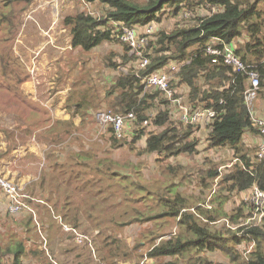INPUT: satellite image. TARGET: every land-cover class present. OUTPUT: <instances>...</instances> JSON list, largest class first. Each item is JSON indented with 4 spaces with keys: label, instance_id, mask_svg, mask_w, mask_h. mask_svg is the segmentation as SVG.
I'll return each instance as SVG.
<instances>
[{
    "label": "trees",
    "instance_id": "obj_1",
    "mask_svg": "<svg viewBox=\"0 0 264 264\" xmlns=\"http://www.w3.org/2000/svg\"><path fill=\"white\" fill-rule=\"evenodd\" d=\"M86 1L93 5L95 0ZM97 1L101 5L107 4V10L105 9L103 14L105 18L100 20L92 10L81 11L73 16L69 23L72 46L77 48L81 55L107 42L121 47L112 48L105 55L104 66L100 69V74L97 72L99 81L104 84L98 85L99 81L96 82L90 71L86 70L89 78L82 79L80 84L74 86L72 112L82 115L100 109H112L120 113L134 110L137 118L126 119L125 137H117L112 127L101 135L110 134L106 139L111 142V147L123 148L129 142H141L142 147L137 153L143 157L132 155L129 161L108 162L105 155L107 151L100 149L95 152L90 147L80 146L79 151L77 150L79 156L74 155L75 160L78 158L76 164L84 168L83 173L79 172L80 178H84L85 184L100 188V193L106 190L105 196L118 186L128 190L131 180L143 189H139L141 193L134 197L135 200H154L152 204L147 203L145 209L139 205L135 206L137 213L118 220L119 224L149 222L160 216L176 218L175 233H172L173 230L164 232L159 228L149 243L148 254L151 257H164L158 264H226V255L234 264H264V215L260 222L245 223L252 217L255 205L244 201L243 193L251 190L254 185L264 190V156L258 155L262 142L258 147L256 144L248 145L245 141L248 131L255 136L264 137L259 126L253 122L250 107L245 99L244 90L249 84V77L246 72H236L222 56L206 51L209 44L223 47L214 37L234 43L235 39L245 35V44L236 48V51L246 64H253L254 68L260 70L261 88H264V20L255 17L256 10L261 12L257 8L260 0H208L210 6L216 5L218 9L213 13L194 17L186 16L183 12L190 9L192 13H197L199 6L204 5L206 0ZM30 2L31 0H0V84L14 93H19V90L24 92L22 83L30 76L23 62L11 54L21 24L19 16ZM164 13L167 16L179 17L178 22L169 29L163 26ZM107 19L141 31L152 22L159 27L151 37L150 44L144 47V54L149 58L145 67L141 68L142 57L130 53V46L121 40L117 27L109 25ZM174 63L177 64L175 69L172 67ZM122 68H128V72ZM103 72H109L110 78L101 76ZM138 72L140 76L137 75ZM156 72H167L170 75V87L175 90V97L182 96L186 103L194 107L214 106L220 111L217 117L207 126L203 123L181 122L174 113L173 102L166 90L157 86L146 90L145 77ZM221 99L223 102H220ZM150 112H154L153 117L147 125H143ZM71 122L58 119L56 125L46 123L49 126L48 131L57 129L53 137L47 138L60 142L67 132L72 133V129L76 128ZM202 135L211 149L228 148L232 149L234 154L229 160L215 162L210 158L211 165L208 169H198L201 184L208 188H214L216 184V187L210 200L212 206L203 205L201 200L194 211L190 208L194 203L187 205L184 198L179 199L171 194L169 187L176 184V177L181 176L182 182L193 179L190 172L193 171L192 165L179 162L176 157L183 153H197L199 145H202ZM17 142L23 143L25 138L10 145L8 152L18 146ZM84 153L93 157L82 156ZM46 154L53 156L54 149H48ZM94 154L97 155L94 157ZM80 157H85L81 158L82 164ZM220 163L223 165V172L219 170ZM64 171L68 170L63 169L62 179H56L58 187L62 186L61 182L66 184ZM103 177L109 181L110 178L117 179V182L110 181L102 185ZM39 192L44 193L42 189ZM120 193L124 191L117 194ZM126 193L131 195L128 191ZM50 194L51 191H45L44 196L49 198ZM240 194L242 197L237 199L236 207L229 210L228 200H235L236 195ZM59 200L58 198L56 201ZM7 202L6 199V205ZM64 202L72 204L73 200ZM231 206L234 205L228 207ZM83 208L84 211L81 212L79 205L74 207L70 222L81 231L88 232L82 228L81 222L83 218L92 220L95 228L103 233L105 247L112 245L117 238L116 233L111 231V223L103 221L100 218L102 215L93 216V206L90 208L83 205ZM6 211V214H11L8 209ZM28 217L33 222V215ZM228 220L233 225H239L232 228L228 225ZM44 227L42 225V231H46ZM169 232L172 234H168ZM163 235L166 236L159 239ZM50 238L49 236V249ZM244 238L255 242L254 249L248 255L241 246ZM140 240L137 243L139 247L142 245ZM147 243L146 241L142 246ZM27 245L28 241L25 244L23 239L17 243H7V248L1 245L0 264H28L26 259L33 258L29 257L30 254L38 256V259L49 257L43 242L33 244L32 247ZM81 245L89 248L90 243L87 241ZM105 253L108 254V259L118 255L113 245L106 247ZM180 255L188 256L185 262L179 261ZM220 255H225V258L220 259ZM49 258L50 264H58ZM78 264L86 262L81 261Z\"/></svg>",
    "mask_w": 264,
    "mask_h": 264
},
{
    "label": "rangeland",
    "instance_id": "obj_2",
    "mask_svg": "<svg viewBox=\"0 0 264 264\" xmlns=\"http://www.w3.org/2000/svg\"><path fill=\"white\" fill-rule=\"evenodd\" d=\"M134 1L143 2L144 0ZM92 4L96 6L92 5V10L99 11L101 9L100 12L93 13H96L100 20L105 18L103 14L107 4L102 3L101 5L97 0L93 1ZM209 6V1L206 0L204 5L199 6L197 13H192V10L186 9L185 11H190V13L187 14L184 11L183 14L194 17L199 14H210L218 9L215 6ZM102 7H104L103 10ZM257 8L261 12L259 13L256 10L255 17L264 20V0L258 2ZM91 9L86 0H31L21 12L19 16L21 24L16 40L13 42L11 54L23 62L26 69L30 72V76L28 80L22 83L21 88L24 92L19 90V93H14V91H9V89L0 84L2 88H0V173H8L6 175L9 177L13 173H17L16 168L13 169L12 163H9L8 166L10 167V171L7 172V169H3L4 164H7L6 157H10L12 154L6 156L3 154V151L5 147L9 148L10 145H13L16 138H19L18 141L25 138V143L23 142L20 145L23 147L18 148L19 151L14 153H26L20 155L19 160L23 161V165H25L23 169L25 171H33V182L28 184V187L35 188L36 194L43 196L45 191H51L52 194L49 197L51 201L57 200V197L62 200L65 199L64 201L75 200V193L73 191H76L79 201L83 202L87 207H94L92 210L93 216L102 215L100 218L103 221L111 223V231L116 233L117 238L112 245L116 248L118 255L108 259L109 257L106 258L108 254L106 255L105 253L106 247L109 248L112 245L105 247L103 233L95 228L92 220L83 218L81 222L83 229L96 233V245L90 244L88 248L65 237L66 234L61 229L60 224L53 218H50V211L44 212V210H41V223L46 229L43 232L48 234L52 239L49 252L61 264H78L81 261H85L86 264H133L142 260H145L146 264H158L164 257H150L147 252L149 243H151L153 235H155L159 228L164 232L175 229L177 224L176 218L173 216H160L149 222H133V225L117 223L118 220H123L136 214L135 206L139 205L145 209L147 203L152 204L154 200L151 198L144 201L142 199L135 200L134 197H137L141 193L139 189L141 191L143 189L139 188V185L134 182L132 183L131 180L129 181L130 186L128 190L123 186H118L114 191L110 190L108 196H105L106 190L100 193V188L98 189L95 185L91 184L85 185L84 178H80L79 172L83 173L84 168L76 164L78 158L70 161V159L73 160V156L70 157V149L73 144L77 145V147H90L95 152H99L100 149L107 151L105 155L108 162H125L129 161L132 155L133 157L139 155L137 151L142 147L141 142H129L123 148H117V146L111 147V142L106 139L110 134H98V121L94 118V112H87L86 116H79L80 118L76 117L75 124L78 126L72 129V133L67 132V135H64V139L60 142H50V139L47 138L53 137L57 131V129L51 132L48 131L49 126L46 125V123H53V125L58 123V119L55 118L56 116H53V112L56 113L58 109L54 108L53 112L51 110V106L54 104V100L51 97H53L54 93L57 100L62 99L67 90L70 92L72 86L74 89V86L80 84L82 79L89 78L86 70L90 71L92 78L98 82L100 76L97 75V72L100 74L99 71L104 66L103 59L105 55L112 48L120 49L121 47L107 42L99 48L84 52L81 55L79 50L71 45L70 19L81 11H90ZM165 16L167 15L164 13L163 26L167 29L173 27L179 20L178 16ZM15 18L17 22L18 16L16 15ZM107 21L109 25L116 26L117 31L121 28V25L113 22L112 19H107ZM246 40L247 37L242 35L239 39L237 38L233 41V45L236 48L241 47L245 44ZM131 54L135 53L131 52ZM122 69L128 72V68ZM101 76L110 78L109 72H103ZM100 83L101 81H99L98 85L104 84ZM60 127L63 128L62 125ZM95 128L96 130H94ZM30 129L32 131H28ZM101 137H103L102 140ZM44 143L46 146H44ZM50 143H52L50 148L56 150L55 153L51 157L45 154V158L43 152L41 159L37 151L40 153V151H43L42 149L46 150L47 148L45 147ZM75 154L79 156L77 151ZM96 155L94 154V157ZM221 155L218 150L208 147L205 136L202 135V145H199L197 153H183L176 157L179 162L192 165L193 171L190 172H192L193 179L190 181L183 180L184 182H182L181 176L174 178L176 184L169 187L171 194L177 196L179 199L184 198L187 205L194 203L192 205L197 206L198 203L195 204V202L198 200L204 201L206 196L205 189L208 187H204L201 184L198 169H208L211 165L210 158L217 162L227 157ZM82 156L92 155L84 153ZM139 157H143V155H139ZM81 158L85 159V157H80L82 164L83 160ZM221 163L219 168L223 167ZM39 166L44 167L41 170L42 172H39ZM66 167L68 170L64 171V182L66 184L58 187L59 183L54 176L59 169L63 173V169ZM49 169L50 171L46 172L45 177H41V174ZM110 181L111 183H115L117 179L110 178ZM110 181L103 177L102 185ZM41 189L44 193L39 192ZM120 191H124V193L117 194ZM126 191L131 195H126ZM86 197L88 200H91V203H87ZM5 200V193L0 187V246L4 245L7 248V243H17L21 239L25 241V244L28 241L27 247H32L34 246L33 244L43 242L42 233L34 221L32 222L29 218L21 216L22 214L20 213L17 216L12 212H10L12 215L6 214L7 205L5 204ZM234 201L231 204L227 203L229 210L236 207L237 199ZM47 204L52 207L48 201ZM64 205L72 207V204ZM229 205L234 206L229 208ZM227 223L231 222L228 220ZM139 239H141L142 245L146 241L148 243L145 246L141 245L139 247L137 245ZM249 241V239L244 238L241 245L246 250L247 255L254 249V243L252 247V243ZM29 257H33L34 259H26L28 264H50L48 260L50 256L38 259V256L30 254ZM179 257V261L182 263L188 258L187 255H180ZM226 257L228 258L226 264H234L227 255ZM219 258H225V255H220Z\"/></svg>",
    "mask_w": 264,
    "mask_h": 264
},
{
    "label": "built area",
    "instance_id": "obj_3",
    "mask_svg": "<svg viewBox=\"0 0 264 264\" xmlns=\"http://www.w3.org/2000/svg\"><path fill=\"white\" fill-rule=\"evenodd\" d=\"M213 6L216 7V5ZM186 13L189 14L190 11H187ZM156 31L157 29L153 24L147 25L144 32L142 33H139L134 27H122L120 36L125 42L130 45L131 52L142 57L141 68L145 67L149 62V58L144 54V47H146L150 43V38ZM214 39L217 42L221 43L223 47L209 44L206 46V51L222 56L225 62L234 67L236 72L247 73L250 81L248 87L245 89V95L248 103L250 104L261 85V72L258 69L254 68L253 64H246L243 61L241 56L236 51V47L233 45V43L227 42L220 37H214ZM172 67L175 69L177 67V64H172ZM137 75L140 76L139 72L137 73ZM145 78L147 80L145 86L146 90H150L151 88L156 86L166 90L168 97L173 102L174 113L177 117H179L181 122H184L186 124L203 123L204 125H209L220 112L214 106L194 107L188 102L186 103L183 100L182 96L175 97V90L170 87V75L167 72H156L153 75ZM220 102H223V99H221ZM153 115L154 112H150L149 117H147L143 121V124L147 125ZM251 117L253 122L257 126H259L261 132L264 134V117L258 116L253 112ZM127 118L136 119L137 113L134 110H130L127 113H120L113 111L112 109H100L96 112V119L98 121L99 127L98 132L103 133L109 130L110 127H112L117 137H124L126 135L125 124ZM258 155L260 157L264 156V140L260 144ZM0 187L5 193V197L8 201L7 209L10 212L21 213L30 211L35 214V217H37L38 212L34 207V203L31 202V200H34V197L27 190L25 185L7 176L6 174L0 173ZM246 200L248 201V203L255 205V211L252 217L247 219L245 223H251L253 221L260 222L264 215V190L258 185H254V187L246 196ZM230 226L233 227L235 225L230 224ZM64 227L67 230L73 231L75 239L78 243L84 244L89 241L90 244H93L92 237L89 234L81 231L79 228L67 223H64ZM253 243L251 245L252 247ZM139 264H144V261L140 262Z\"/></svg>",
    "mask_w": 264,
    "mask_h": 264
},
{
    "label": "crops",
    "instance_id": "obj_4",
    "mask_svg": "<svg viewBox=\"0 0 264 264\" xmlns=\"http://www.w3.org/2000/svg\"><path fill=\"white\" fill-rule=\"evenodd\" d=\"M88 5L90 6V8H91V4H89L88 3ZM98 12H100V10L98 11ZM71 45H72V40H71ZM73 95H74V90H73V86L71 87V89H70V92H69V90H67V92L65 93V96L62 98V99H56L57 97L55 96V93H54V95H53V97H51L53 100H54V104H53V106H51V110H52V112H53V110H54V108L55 109H58L57 110V112L56 113H54L53 112V116H56L55 118H57V119H64V120H67V121H69V120H71L72 122V124L75 126V127H77L78 125H76L75 124V118L76 117H79V116H86V113H83L82 115L80 114V113H73L72 112V110H74V105H73ZM50 98V99H51ZM72 107V108H71ZM50 108V107H49ZM251 110L252 111H254V113H256L258 116H262V117H264V88H261V90L260 91H258L257 92V94L255 95V97L252 99V101H251ZM96 111L97 110H94V118H95V113H96ZM80 118V117H79ZM19 140V138H16V141H18ZM264 140V137L263 136H255V135H253L251 132H247L246 134H245V141L247 142V144L248 145H257L258 147H259V144L262 142ZM50 142H53L52 140H50ZM15 143V142H14ZM18 143V142H17ZM25 143V142H24ZM22 143H18V146H14L9 152H8V149L5 147L4 149V151H3V154L4 155H6V156H9L11 153V155H10V157H6V162H7V164H4V166H3V169H7V172L8 171H10V167H8L9 166V163H12V167H13V169L14 168H16V171H17V173H13L12 175H11V178H13V179H15L16 181H18V182H20V183H22L23 185H25L26 186V188L33 194V195H36V196H40V197H42L41 195H38V194H36V192L35 191H33V190H35V188H30V186L28 187V184H30L31 182H33V178H32V176H33V171H25L24 169H23V167H25V165H23V161L22 160H19V156L20 155H24V154H26V153H22V152H19V153H14V152H17V151H19L18 150V148H21V147H23V146H20ZM51 145H52V143H50L47 147H45V148H50L51 147ZM44 146H46V144L44 143ZM43 151H40V153L37 151V153L38 154H40V157L42 156L43 157V152H44V157L46 158V151L47 150H45V149H42ZM79 151V147H77V145H72V148L70 149V157L71 156H73V160H71L70 159V161H74L75 160V158H74V155H75V152L76 151ZM215 150V149H214ZM55 151L56 150H54V153H55ZM218 152H220L222 155L221 156H227L225 159H230V158H232L233 157V154H234V151L232 150V149H228V148H226V149H223V150H218ZM32 153V152H31ZM33 154H35L34 152H33ZM42 157H41V159H42ZM221 160V159H220ZM220 160H218V161H220ZM43 164V163H42ZM50 166H52V164H50ZM42 168H44V167H40L39 166V172H42L41 170H42ZM66 169H67V167H66ZM219 170L221 171V172H223L224 171V168H222V167H220L219 168ZM50 171V169L49 170H45V172L44 173H42L41 174V176H43V177H45V175H46V172H49ZM10 173V172H9ZM5 174H8V173H5ZM61 169H59L58 170V172H57V174L54 176V178L55 179H57V180H61L62 178H61ZM62 177H63V175H62ZM76 182V181H75ZM61 185L63 186L64 185V183L63 182H61ZM75 185V184H74ZM86 185V184H85ZM84 185V186H85ZM214 190L215 189H212L211 187H210V189L209 188H207V189H205V200L204 201H202V202H206V201H208L209 199H211V196L213 195V192H214ZM251 190L249 189V190H247L246 191V193H243V195H244V199H246V196L248 195V193L250 192ZM75 194H74V198H75V200H73V202H72V204H73V206L72 207H65V206H63V204H65L66 202H64V200H62V199H60L61 200V205H60V200L57 202L56 200L55 201H51L49 198H47V197H45V196H43V198L46 200V203H44V204H42L41 205V203L39 204V213H40V215L42 214V211L44 210V212H48V211H50L51 212V214H50V218H53L56 222H58V220L56 219V216L55 215H61V216H63L64 218H65V220H67L68 222H70V220H69V218H70V216L72 215V213H73V210H74V207H76L77 205H79L80 206V211L81 212H83L84 211V208H83V202H81V201H79V199H78V197H77V195H76V191H73ZM215 193V192H214ZM89 194H91V193H89ZM242 197V194H240L239 196L238 195H236V199H239V198H241ZM58 199V198H57ZM47 201H48V203L49 204H51L52 205V207H53V209L47 204ZM86 201H87V203H91V200H88V198L86 197ZM199 201H201V200H198L197 202H198V204H200L199 203ZM233 202H235L233 199H231V200H228V203L229 204H231V203H233ZM197 204V205H198ZM43 207V208H42ZM90 208L92 207V206H89ZM42 210V211H41ZM6 213H7V211H6ZM22 215L21 216H25L26 218H29L28 217V215H30V213H28V212H23V213H21ZM70 223H72V222H70ZM74 224V223H73ZM58 225V224H57ZM61 226V225H60ZM170 231V230H169ZM90 232H94V231H90ZM95 233V232H94ZM66 235H65V237H68V238H70V235L68 234V233H65ZM50 240H52L51 238H50ZM52 246H53V243H52ZM58 264H61L60 262H58Z\"/></svg>",
    "mask_w": 264,
    "mask_h": 264
},
{
    "label": "clouds",
    "instance_id": "obj_5",
    "mask_svg": "<svg viewBox=\"0 0 264 264\" xmlns=\"http://www.w3.org/2000/svg\"><path fill=\"white\" fill-rule=\"evenodd\" d=\"M209 5H211V4H209ZM91 9V8H90ZM92 10V9H91ZM90 10V11H91ZM92 13L93 12H98V11H95V10H92L91 11ZM187 11H185V13H186ZM93 14H96V13H93ZM202 15V14H201ZM117 23H119V22H117ZM121 26V28L119 29V36H120V34H121V32H122V27L123 26H128V25H124V24H122V23H119ZM150 24H153L155 27H156V29L158 30L159 29V27H157L156 25H155V23H150ZM130 27H133V26H130ZM135 28V27H134ZM139 33H142V32H144V30H145V28H144V30L143 31H141V30H139V29H137V28H135ZM156 33V32H155ZM154 33V34H155ZM153 34V35H154ZM120 38H121V36H120ZM122 39V38H121ZM123 40V39H122ZM150 40H151V38H150ZM150 44V43H149ZM148 44V45H149ZM129 45V44H128ZM147 45V46H148ZM130 46V45H129ZM130 53H131V51H130ZM260 71V70H259ZM262 74V73H261ZM249 77V76H248ZM250 81V80H249ZM261 84H262V80H261ZM249 85V84H248ZM248 85H247V87H248ZM246 87V88H247ZM261 90V85H260V87H259V89H258V91H260ZM244 95H245V90H244ZM245 99H246V95H245ZM246 102L248 103V101H247V99H246ZM248 105H249V107H250V111H251V115H252V112L254 113V111H252L251 110V103L249 104L248 103ZM98 111V110H97ZM96 111V112H97ZM256 114V113H255ZM95 120H97L96 119V113H95ZM184 123V122H183ZM186 124V123H185ZM144 125V124H143ZM99 128V127H98ZM105 132H108V130L107 131H105ZM104 133V132H103ZM100 134H102V133H100ZM126 136V135H125ZM124 136V137H125ZM46 150H48V148L46 149ZM216 185V184H215ZM213 189H215V187L213 188ZM29 191V190H28ZM215 191V190H214ZM30 192V191H29ZM31 193V192H30ZM31 195L34 197V200H31V202L32 203H34V207L36 208V210H37V212H38V214H37V217H35V214L33 213V212H30V211H26V212H28V213H30V214H32L33 215V217H32V220L37 224V226L39 227V230H40V232L42 233V237H43V247L46 249V251H47V255H49L50 256V258H51V260L52 261H54L55 263H58L59 261H57L55 258H53L52 257V255L50 254V252H49V247H48V243H49V235L48 234H46L45 232H43L42 231V228H41V226H42V223H41V215H40V213H39V204L40 203H44L46 200L43 198V197H40V196H36V195H33L32 193H31ZM37 198V199H36ZM211 199H209L208 201H206V202H204L203 203V205H205V206H207V207H211L212 205H211V201H210ZM245 201L246 202H248L246 199H245ZM197 206H191L190 208L192 209V210H194V211H196V208ZM21 213H23V212H21ZM20 213V214H21ZM56 216V219L58 220V223L61 225L60 227H61V229L65 232V233H68L69 235H70V239L71 240H73L75 243H78L77 241H76V239H75V236H74V233H73V231L72 230H67L65 227H64V223H67V224H70V225H72V226H75L73 223H70V222H68L67 220H65L64 219V217L63 216H61V215H55ZM231 223H229L228 225H230ZM76 227V226H75ZM78 228V227H77ZM234 228H236V227H234ZM177 231V225L175 226V229H173V232L172 233H175ZM85 233H87V234H89L91 237H92V239H93V244H95L96 245V233H94V232H90V231H88V232H85ZM171 232H169L168 234H172ZM168 234H167V236H168ZM94 235H95V237H94ZM166 235H163L161 238H159V239H162L163 237H165ZM254 241L252 240V242L251 243H253ZM255 243V242H254ZM78 244H80V243H78ZM149 250V249H148ZM148 250H147V252H148ZM151 257V256H150ZM142 261H144V264H146L145 263V260H142ZM142 261H139L138 263H136V264H139L140 262H142ZM134 264V263H133Z\"/></svg>",
    "mask_w": 264,
    "mask_h": 264
}]
</instances>
